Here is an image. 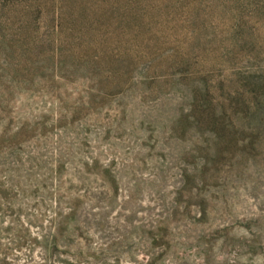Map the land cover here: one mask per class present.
<instances>
[{
	"label": "rangeland",
	"instance_id": "obj_1",
	"mask_svg": "<svg viewBox=\"0 0 264 264\" xmlns=\"http://www.w3.org/2000/svg\"><path fill=\"white\" fill-rule=\"evenodd\" d=\"M101 6L0 48V264H264V0Z\"/></svg>",
	"mask_w": 264,
	"mask_h": 264
},
{
	"label": "trees",
	"instance_id": "obj_2",
	"mask_svg": "<svg viewBox=\"0 0 264 264\" xmlns=\"http://www.w3.org/2000/svg\"><path fill=\"white\" fill-rule=\"evenodd\" d=\"M126 1L128 8H130L140 0ZM25 8L26 10L16 18L0 19V48H3V50L9 49L12 44H17L23 38L32 37L34 39L36 32H33V14L35 15L38 8L41 16L45 17L44 19L49 28H55L56 31H58L59 26H63V21L70 20L76 23L80 18L82 23H87L90 22L94 14H99L102 18L105 12L104 7L101 6V0H44L41 5L29 3ZM101 8L103 9L101 10ZM52 44L54 45V40H52ZM45 45L47 48L46 42ZM50 60L57 65L63 63L59 58L51 57Z\"/></svg>",
	"mask_w": 264,
	"mask_h": 264
}]
</instances>
